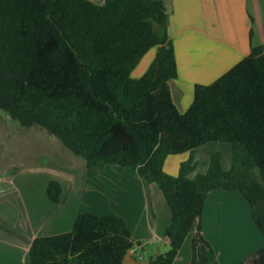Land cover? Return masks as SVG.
Instances as JSON below:
<instances>
[{"label":"trees","instance_id":"trees-1","mask_svg":"<svg viewBox=\"0 0 264 264\" xmlns=\"http://www.w3.org/2000/svg\"><path fill=\"white\" fill-rule=\"evenodd\" d=\"M165 0H0V109L24 126L39 125L80 155L133 168L149 190L156 183L172 217L164 231L170 248L148 264H173L212 190L241 193L264 236V45L252 41L239 62L208 84L196 83L181 111L171 80L178 76ZM156 48L145 72L134 69ZM229 143L231 167L211 155L205 173L195 150ZM189 152L177 175L164 169L170 155ZM62 183L47 187L59 202ZM135 245L117 214L81 211L72 230L36 236L29 264H126ZM211 242L192 243L190 264H210ZM240 264H264V246Z\"/></svg>","mask_w":264,"mask_h":264},{"label":"crops","instance_id":"crops-1","mask_svg":"<svg viewBox=\"0 0 264 264\" xmlns=\"http://www.w3.org/2000/svg\"><path fill=\"white\" fill-rule=\"evenodd\" d=\"M165 1L169 6L167 30L175 47L178 66V76L172 79L170 84L175 103L181 111H185L192 103L196 83L208 84L213 82L250 52L251 30L253 43L264 45V0ZM154 49L156 53V48ZM147 57L148 54L144 58ZM142 60L133 71L135 77L142 75L150 65L148 63L143 66L144 60ZM205 145L195 150L197 166L200 161L198 153ZM207 151V155L212 153V150ZM181 155H184V153H181ZM189 156L190 153L186 152L185 156L179 158L178 161H171L172 156L167 157L164 164L165 169L168 170L167 165H169L171 168V170H168L169 173L177 175L181 162L188 159ZM111 167L108 168L109 170H105L106 176L102 183L105 194L116 192V187L120 183L124 186L123 188L126 187L127 191L137 197V206H119V211L113 213L124 219L131 231L132 238L135 240L134 247L128 251L124 261L126 264H148L152 255L163 252L161 249L167 250L170 246L169 240L164 236V231L171 221V209L156 183H151L148 190L133 168L120 165ZM208 167L209 161L199 171L196 167L190 176L195 177L198 173L206 172ZM223 167L229 169L231 161H227V164ZM110 171H114V173ZM116 173L127 180L118 178ZM102 188L99 185L97 190L100 191ZM123 198L125 200V195H123ZM60 201L62 202V198ZM6 212L7 209L0 206V219H3V222L7 218ZM236 213L238 214L237 218H249V224L242 225L243 229L239 233H233V229H231L225 231L223 236L226 239L224 244L226 242H237L238 251H235L237 248L233 249L234 245L232 247L225 246L224 249L221 247L219 252L215 248L214 253L210 256V264H225V261L229 260H232L231 264H240L264 246V236L253 220L250 204L237 191L217 189L209 193L203 210V230L201 233L204 236L208 234L206 224L209 220L214 218L216 219L214 223H216L218 218L231 216V214L233 218H236ZM24 218H29L27 225L30 227L34 226L35 221H32L31 218L37 217H33L32 213H28L27 217ZM228 221V219L225 220V224ZM17 223L25 222L18 221ZM197 227L198 223H195L173 264H190L192 243L196 238ZM15 228L16 233L22 232L21 227ZM33 229L23 241L28 248L33 239L40 235H37V232ZM209 238L213 242V238L210 236ZM252 239H256V243L247 249ZM145 247L148 248V255L144 251ZM225 249L227 250L226 258L222 263L219 261L222 260ZM3 250V248L0 249L1 252ZM9 251L7 250V252ZM16 260L13 261V264L26 263L24 249L21 256Z\"/></svg>","mask_w":264,"mask_h":264},{"label":"rangeland","instance_id":"rangeland-1","mask_svg":"<svg viewBox=\"0 0 264 264\" xmlns=\"http://www.w3.org/2000/svg\"><path fill=\"white\" fill-rule=\"evenodd\" d=\"M93 1L104 3V0ZM147 54L148 57L143 59V66L152 62L155 49L153 48ZM204 148L198 153L200 159L198 171L207 165L215 152L221 154L223 165L232 160V147L229 143L213 141L206 144ZM207 150H212V153L207 155ZM170 156H172L171 161H178L185 156V153ZM111 166L117 165L102 162L95 168H88L85 160L66 148L56 135L50 134L39 125L24 126L0 109V206L7 209V218L4 222L0 219V249H4L3 252L0 251V264H13V261H17L16 259L21 256L23 249L26 255L25 264H29V248L23 241L31 233L32 228L37 235L68 232L72 230L75 219L81 211L104 215L119 211V206H137V197L127 191L126 187L123 188L124 186L120 183L116 187V192L105 194L102 183L106 176L105 170H109ZM167 169L171 170L169 165ZM168 170L165 169L169 172ZM110 172L114 173V171ZM116 175L122 180H127L118 173ZM52 179H58L62 183V202L59 201L60 203L53 202L48 197L47 187ZM99 185L102 188L100 191L97 190ZM63 208L66 209L62 210ZM28 213L37 217L31 218L32 221L35 220L34 226L27 225L29 218L24 217H27ZM237 216L236 213V218H233L232 214L218 218L216 223L214 218L208 221L206 224L208 234L213 238L212 242L208 234L207 237L205 236L213 247L210 256L215 248L217 252L225 246L234 245L233 249L237 248V242L224 244L226 239L223 236L225 231L231 229L233 233H239L243 229L242 225L249 224V218H237ZM227 219L229 221L225 224ZM18 221L26 224L17 223ZM15 227H21L22 232L16 233ZM255 243L256 239H252L247 249ZM7 250L10 251L7 252ZM144 251L148 255V248L145 247ZM235 251H238V248ZM226 252L225 249L224 256L219 262H224ZM231 261H225V264H231Z\"/></svg>","mask_w":264,"mask_h":264},{"label":"water","instance_id":"water-1","mask_svg":"<svg viewBox=\"0 0 264 264\" xmlns=\"http://www.w3.org/2000/svg\"><path fill=\"white\" fill-rule=\"evenodd\" d=\"M201 235H202V233L200 231H197L196 232V238L199 237V236H201Z\"/></svg>","mask_w":264,"mask_h":264}]
</instances>
